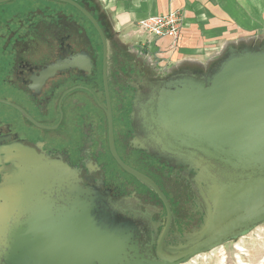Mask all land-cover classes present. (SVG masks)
Listing matches in <instances>:
<instances>
[{"label":"water","instance_id":"1","mask_svg":"<svg viewBox=\"0 0 264 264\" xmlns=\"http://www.w3.org/2000/svg\"><path fill=\"white\" fill-rule=\"evenodd\" d=\"M58 1L80 11L99 36L112 157L158 196L166 222L153 256L145 213L115 201L100 184L83 183L79 171L61 158L31 151L20 159L22 167L0 184V196L9 187L20 192L19 198L0 206V264H184L264 223L263 201L178 253L163 249L173 217L169 202L149 176L126 164L115 150L103 28L81 3ZM90 65L88 53L71 54L49 64L43 77L73 68L88 70ZM139 113L160 151L210 170L220 180L216 183L263 177L264 46L231 49L206 78L158 80Z\"/></svg>","mask_w":264,"mask_h":264},{"label":"flooded vegetation","instance_id":"2","mask_svg":"<svg viewBox=\"0 0 264 264\" xmlns=\"http://www.w3.org/2000/svg\"><path fill=\"white\" fill-rule=\"evenodd\" d=\"M16 21L19 23L12 27V33L22 30L21 35L0 36V104L9 112L8 116L0 112V184L7 175L22 167V156L34 151L51 158H61L79 171L83 183L100 184L103 189L110 190L115 201L129 208L122 199L123 185L107 183L105 176L96 174V171H106L109 168L106 157H113L109 146L102 58L99 53L97 56L94 39L85 36L77 22L72 20L50 22L46 35H40L36 29L33 30L36 35H32L29 28L33 25ZM79 52L88 53L91 62L88 70L73 68L43 77L49 64ZM106 77L114 146L125 162L122 156L128 151L127 93L120 84L121 89L117 94L115 89H111L108 59ZM142 173L156 183L146 172ZM12 189L9 187L1 191L2 208V204H10L20 197V192H12ZM165 222L166 211L163 226ZM147 226L152 235L149 246L155 256L158 235L154 236L151 219H148Z\"/></svg>","mask_w":264,"mask_h":264},{"label":"rangeland","instance_id":"3","mask_svg":"<svg viewBox=\"0 0 264 264\" xmlns=\"http://www.w3.org/2000/svg\"><path fill=\"white\" fill-rule=\"evenodd\" d=\"M75 11L73 6L58 0L5 1L0 3V36L21 35L22 30L12 33V27L19 23L16 20L33 25L29 28L32 35H36L34 29L40 35H46L50 22L72 20L77 22L85 36L94 39L97 56L99 53L102 58V45L98 34L89 22ZM150 72L144 75L143 81L137 83L131 81L125 71L119 68L114 72L113 78L110 73V87L116 90V94L121 89L117 82L122 88H126L128 151L122 158L128 165L150 175L167 196L173 221L163 249L169 254H174L206 236L214 222L207 216L204 221L206 183L202 181L200 186L196 184V177L201 169L199 164L194 165L189 161L183 162L179 158H173L169 153L160 151L153 140L149 139L151 132L139 112L140 108L142 110L146 107L158 82V79L154 78L155 75L152 73V76ZM4 108L5 106L0 104L1 114L8 116L9 112ZM135 108L138 110L136 119ZM106 160L109 168L106 171H96V174L105 176L107 183L123 185L122 199L129 207L145 213L148 219H151L155 230L154 236H157L165 221V210L157 195L148 186L135 181L132 176L125 173L111 157H106ZM235 215L237 213L227 217L223 223ZM207 222L212 224L210 228H205ZM203 229V233L200 234ZM184 264H264V223L228 240L220 247L195 256Z\"/></svg>","mask_w":264,"mask_h":264},{"label":"crops","instance_id":"4","mask_svg":"<svg viewBox=\"0 0 264 264\" xmlns=\"http://www.w3.org/2000/svg\"><path fill=\"white\" fill-rule=\"evenodd\" d=\"M76 1L103 28L112 78L119 68L137 83L150 71L158 80L206 78L231 49L264 46V0ZM172 10L182 16L176 42L168 35L153 37L137 25Z\"/></svg>","mask_w":264,"mask_h":264},{"label":"bare ground","instance_id":"5","mask_svg":"<svg viewBox=\"0 0 264 264\" xmlns=\"http://www.w3.org/2000/svg\"><path fill=\"white\" fill-rule=\"evenodd\" d=\"M137 115L138 110L135 108V119ZM216 179L218 180L213 175V172L205 168H201L196 177V184L198 186H200V182L202 181L206 183L205 192L207 197L205 196L204 198L205 203L203 206L205 213L204 221L207 216L214 222L213 227L205 235H208L222 225L221 223L233 213L236 214L264 201V176L237 179L228 184L216 183ZM211 225L210 222H207L205 228H210ZM203 231L204 229L201 230L200 234Z\"/></svg>","mask_w":264,"mask_h":264},{"label":"built area","instance_id":"6","mask_svg":"<svg viewBox=\"0 0 264 264\" xmlns=\"http://www.w3.org/2000/svg\"><path fill=\"white\" fill-rule=\"evenodd\" d=\"M182 16L179 11L172 10L166 14L146 17L138 21V27L153 37L168 35L174 42L180 33Z\"/></svg>","mask_w":264,"mask_h":264}]
</instances>
